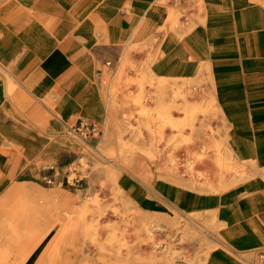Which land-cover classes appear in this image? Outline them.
<instances>
[{"label": "crops", "instance_id": "0c3cea01", "mask_svg": "<svg viewBox=\"0 0 264 264\" xmlns=\"http://www.w3.org/2000/svg\"><path fill=\"white\" fill-rule=\"evenodd\" d=\"M138 45L150 58L136 52V59L151 60L155 77L208 76L227 149L252 176L222 193L125 179L126 193L147 210L216 216L232 252L264 249V0H36L28 13H0V183L16 174L64 179L80 150L69 126L105 120L98 79ZM5 76L17 85L12 97ZM22 201L3 215L25 216ZM207 264L239 263L222 247Z\"/></svg>", "mask_w": 264, "mask_h": 264}, {"label": "rangeland", "instance_id": "374dc122", "mask_svg": "<svg viewBox=\"0 0 264 264\" xmlns=\"http://www.w3.org/2000/svg\"><path fill=\"white\" fill-rule=\"evenodd\" d=\"M19 1L0 0V13H28L36 0ZM148 50L130 46L119 61L121 74L111 65L98 79L106 118L97 122L99 132L92 138L74 135L80 150L63 170L70 184L20 174L0 183V264H207L209 254L222 247L239 264H259L264 249L240 253L225 247L216 216L147 210L126 193L125 179L147 187L164 180L200 193H222L252 176L227 149L208 76L191 82L155 77L151 60L135 57L136 52L147 56ZM1 74L0 69V82ZM4 85L12 97L17 85L7 76ZM194 109L192 117L184 113ZM221 156L232 169L223 167ZM19 197L27 214L3 215Z\"/></svg>", "mask_w": 264, "mask_h": 264}, {"label": "built area", "instance_id": "2783aa9c", "mask_svg": "<svg viewBox=\"0 0 264 264\" xmlns=\"http://www.w3.org/2000/svg\"><path fill=\"white\" fill-rule=\"evenodd\" d=\"M69 129L74 135H76L77 137L81 138L84 141H86V139L92 138L99 132V126L96 122L85 119H79L76 123H74V125H70ZM63 181L66 182L67 184H70V179L67 175H65ZM257 258L259 264H264V252L258 253Z\"/></svg>", "mask_w": 264, "mask_h": 264}, {"label": "bare ground", "instance_id": "6f19581e", "mask_svg": "<svg viewBox=\"0 0 264 264\" xmlns=\"http://www.w3.org/2000/svg\"><path fill=\"white\" fill-rule=\"evenodd\" d=\"M123 69H122V67H119L118 68V71H116L115 72V75H117V74H121V71H122ZM176 95V94H175ZM174 95V96H175ZM194 112H197V110L196 109H194L193 111L191 110V111H184V113H186V115H187V113H189L190 114V117H192L193 116V114H194ZM180 114V113H179ZM183 115V114H182ZM178 116V118H177V121H179V122H177V124H176V126H179V128L180 127H183L184 126V121H183V116ZM189 139V138H188ZM222 158H223V162H224V164H223V167L224 168H226V169H232V165H231V163L230 162H228L227 163V158L226 157H224V156H221ZM180 230V229H179Z\"/></svg>", "mask_w": 264, "mask_h": 264}]
</instances>
